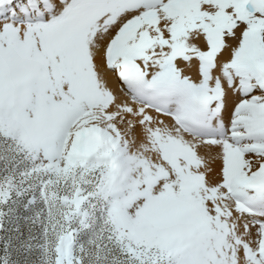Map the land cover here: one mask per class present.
Returning <instances> with one entry per match:
<instances>
[{
	"label": "snow or ice",
	"instance_id": "obj_1",
	"mask_svg": "<svg viewBox=\"0 0 264 264\" xmlns=\"http://www.w3.org/2000/svg\"><path fill=\"white\" fill-rule=\"evenodd\" d=\"M0 264H264V0H0Z\"/></svg>",
	"mask_w": 264,
	"mask_h": 264
}]
</instances>
